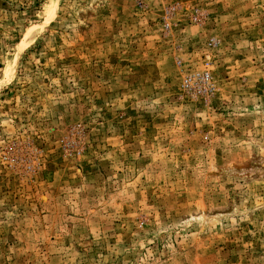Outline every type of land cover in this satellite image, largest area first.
<instances>
[{"label":"rangeland","instance_id":"rangeland-1","mask_svg":"<svg viewBox=\"0 0 264 264\" xmlns=\"http://www.w3.org/2000/svg\"><path fill=\"white\" fill-rule=\"evenodd\" d=\"M52 3L0 0V264H264V0Z\"/></svg>","mask_w":264,"mask_h":264},{"label":"built area","instance_id":"built-area-1","mask_svg":"<svg viewBox=\"0 0 264 264\" xmlns=\"http://www.w3.org/2000/svg\"><path fill=\"white\" fill-rule=\"evenodd\" d=\"M209 45L213 46L214 42L210 41ZM208 58L210 59V56ZM209 65H210V62L208 60L206 61L205 70H203V72H201L200 74H190L186 76L183 80L184 86L189 89H192L193 87L198 85L199 82H202L203 84L209 83V80L211 78L209 68H208Z\"/></svg>","mask_w":264,"mask_h":264},{"label":"bare ground","instance_id":"bare-ground-1","mask_svg":"<svg viewBox=\"0 0 264 264\" xmlns=\"http://www.w3.org/2000/svg\"><path fill=\"white\" fill-rule=\"evenodd\" d=\"M58 2H59V0H53L52 5L47 9L48 10V19H47L46 23L40 24L39 26H37V29L41 30L43 27L47 26L50 21H52V19L56 15V7H57ZM33 40H34V38H31L30 42ZM18 57H19V55L16 56L17 59H18ZM15 63L16 62H14L13 65L11 66V68H10L11 73H9V74H12L14 72V68L16 65Z\"/></svg>","mask_w":264,"mask_h":264}]
</instances>
